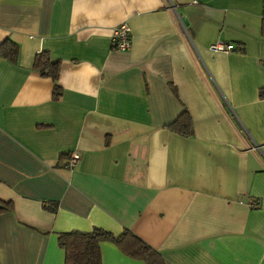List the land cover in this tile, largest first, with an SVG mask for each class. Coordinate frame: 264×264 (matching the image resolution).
Masks as SVG:
<instances>
[{"label": "crops", "instance_id": "crops-1", "mask_svg": "<svg viewBox=\"0 0 264 264\" xmlns=\"http://www.w3.org/2000/svg\"><path fill=\"white\" fill-rule=\"evenodd\" d=\"M261 6L0 0V42L18 47L15 63L0 56V264H62L57 233L93 227L129 230L164 264H264ZM120 22L126 50L110 47ZM42 50L59 62L56 100L32 68ZM182 110L190 136L166 127Z\"/></svg>", "mask_w": 264, "mask_h": 264}, {"label": "trees", "instance_id": "trees-1", "mask_svg": "<svg viewBox=\"0 0 264 264\" xmlns=\"http://www.w3.org/2000/svg\"><path fill=\"white\" fill-rule=\"evenodd\" d=\"M261 33L264 35V0L261 6ZM18 54L17 45L10 40L0 42V56L11 63H15ZM32 68L41 76L52 81V99L61 95V87L57 84L59 62L52 59L46 50L38 52L33 59ZM258 97L264 98V86L258 89ZM168 129L182 136L192 134V124L188 113L182 110L169 124ZM12 209L10 201L0 200V212ZM112 242L125 255L141 259L145 264H164V260L150 246L136 237L132 232L124 229L119 235L97 227L89 231L70 230L57 233V245L63 250L62 264H101L99 243Z\"/></svg>", "mask_w": 264, "mask_h": 264}, {"label": "built area", "instance_id": "built-area-1", "mask_svg": "<svg viewBox=\"0 0 264 264\" xmlns=\"http://www.w3.org/2000/svg\"><path fill=\"white\" fill-rule=\"evenodd\" d=\"M130 46L129 42V27L126 22H120L112 27L110 34V47L116 50H126ZM208 49L212 52H228L233 50V45L230 43L214 42L209 44ZM79 159V154L75 151L70 152L67 159V167H73ZM256 203H250V206H255Z\"/></svg>", "mask_w": 264, "mask_h": 264}, {"label": "water", "instance_id": "water-1", "mask_svg": "<svg viewBox=\"0 0 264 264\" xmlns=\"http://www.w3.org/2000/svg\"><path fill=\"white\" fill-rule=\"evenodd\" d=\"M181 21L184 23V24H186V22H185V18H181Z\"/></svg>", "mask_w": 264, "mask_h": 264}]
</instances>
